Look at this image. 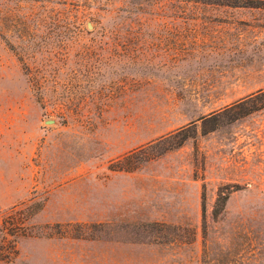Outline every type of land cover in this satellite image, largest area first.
<instances>
[{
    "label": "rangeland",
    "instance_id": "obj_1",
    "mask_svg": "<svg viewBox=\"0 0 264 264\" xmlns=\"http://www.w3.org/2000/svg\"><path fill=\"white\" fill-rule=\"evenodd\" d=\"M0 264H264V0H0Z\"/></svg>",
    "mask_w": 264,
    "mask_h": 264
},
{
    "label": "trees",
    "instance_id": "obj_2",
    "mask_svg": "<svg viewBox=\"0 0 264 264\" xmlns=\"http://www.w3.org/2000/svg\"><path fill=\"white\" fill-rule=\"evenodd\" d=\"M142 148L134 149L110 164V168L113 170H126L132 171L137 169L144 161L149 160L147 155L140 156ZM221 197H219L220 199ZM218 199V201H219Z\"/></svg>",
    "mask_w": 264,
    "mask_h": 264
}]
</instances>
